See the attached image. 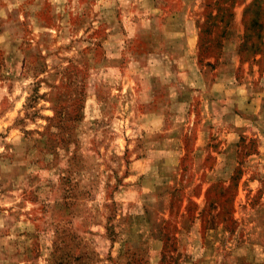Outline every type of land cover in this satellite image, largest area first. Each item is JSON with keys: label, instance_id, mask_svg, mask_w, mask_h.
<instances>
[{"label": "rangeland", "instance_id": "obj_1", "mask_svg": "<svg viewBox=\"0 0 264 264\" xmlns=\"http://www.w3.org/2000/svg\"><path fill=\"white\" fill-rule=\"evenodd\" d=\"M252 2L0 0V264H264Z\"/></svg>", "mask_w": 264, "mask_h": 264}, {"label": "trees", "instance_id": "obj_2", "mask_svg": "<svg viewBox=\"0 0 264 264\" xmlns=\"http://www.w3.org/2000/svg\"><path fill=\"white\" fill-rule=\"evenodd\" d=\"M263 3H264L263 0H253V2L245 8L244 16H243V23H244L243 44L240 46V50H239L242 61H247L245 60L244 52L245 51L248 52V49H249V52L252 53L254 58L257 55L263 54L264 52V49L262 50V45L264 42V39H263L264 23L262 22V18L264 15V4ZM248 15H249V19H250V16L252 17L251 20L248 19L249 21L247 20ZM233 18H234V14L232 16V19ZM216 183L223 184L221 182H216ZM224 183L226 182L224 181ZM214 185L216 184H213L211 186H214ZM211 188H214V187H211ZM211 188H209L208 192L206 193L207 201L209 198L208 194ZM209 205H212V203H210Z\"/></svg>", "mask_w": 264, "mask_h": 264}]
</instances>
